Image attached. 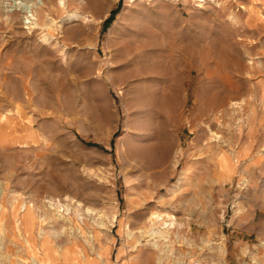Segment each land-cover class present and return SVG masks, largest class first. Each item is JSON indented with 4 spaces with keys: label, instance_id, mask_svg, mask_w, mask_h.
<instances>
[{
    "label": "rangeland",
    "instance_id": "374dc122",
    "mask_svg": "<svg viewBox=\"0 0 264 264\" xmlns=\"http://www.w3.org/2000/svg\"><path fill=\"white\" fill-rule=\"evenodd\" d=\"M0 138V264H264V0H0Z\"/></svg>",
    "mask_w": 264,
    "mask_h": 264
},
{
    "label": "bare ground",
    "instance_id": "6f19581e",
    "mask_svg": "<svg viewBox=\"0 0 264 264\" xmlns=\"http://www.w3.org/2000/svg\"><path fill=\"white\" fill-rule=\"evenodd\" d=\"M2 140V138H0ZM21 195V194H19ZM14 212H15V223H14V230L16 237H25V240L27 242L28 249L35 253L37 256L35 260L39 261V256L37 255L38 250L41 249L46 256L53 255L55 257V260L57 263H53L51 259H49L46 264H60L61 260L60 258L55 254L58 249H56L57 245L55 247H52V243H54V238H51V236L48 235V233L42 229L43 225L46 223L47 218H42V215L39 214V206L34 203L33 201H26V200H20L19 198H16L14 203ZM38 218H37V217ZM157 216V215H156ZM159 217V216H157ZM160 218V217H159ZM162 219V218H161ZM159 220V219H157ZM171 225L174 224V221L172 220ZM37 224L41 226L42 229L41 232H38ZM169 225V224H167ZM82 226V225H81ZM41 241V245L38 248V242ZM70 247V246H69ZM68 247V249H70ZM90 253L85 251V259L90 260L92 256H89ZM99 257H102V255L99 253ZM97 258V256H95ZM93 258L92 260L96 261V259ZM90 262V261H89ZM42 264V262H40Z\"/></svg>",
    "mask_w": 264,
    "mask_h": 264
}]
</instances>
